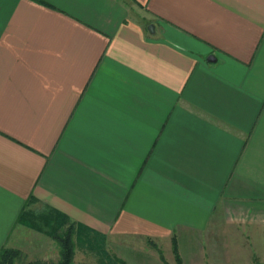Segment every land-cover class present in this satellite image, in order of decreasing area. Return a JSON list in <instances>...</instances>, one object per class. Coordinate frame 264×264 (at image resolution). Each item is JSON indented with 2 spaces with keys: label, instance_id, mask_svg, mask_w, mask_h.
I'll return each instance as SVG.
<instances>
[{
  "label": "crops",
  "instance_id": "obj_1",
  "mask_svg": "<svg viewBox=\"0 0 264 264\" xmlns=\"http://www.w3.org/2000/svg\"><path fill=\"white\" fill-rule=\"evenodd\" d=\"M38 206L89 235L72 264L258 251L264 0H0V248Z\"/></svg>",
  "mask_w": 264,
  "mask_h": 264
},
{
  "label": "trees",
  "instance_id": "obj_2",
  "mask_svg": "<svg viewBox=\"0 0 264 264\" xmlns=\"http://www.w3.org/2000/svg\"><path fill=\"white\" fill-rule=\"evenodd\" d=\"M17 223L37 232L45 233L55 241L59 248V259L57 264H71L73 246L77 243H84L90 239L89 235L84 234L83 231H81L80 225L69 221L65 215L55 210L49 209L40 213L22 210L18 215ZM171 250L176 264H180L174 239L171 241ZM17 256V249L9 247L0 248V264H13ZM25 264L50 263L40 260H32L27 261Z\"/></svg>",
  "mask_w": 264,
  "mask_h": 264
},
{
  "label": "rangeland",
  "instance_id": "obj_3",
  "mask_svg": "<svg viewBox=\"0 0 264 264\" xmlns=\"http://www.w3.org/2000/svg\"><path fill=\"white\" fill-rule=\"evenodd\" d=\"M43 207L42 206H38L35 207L32 212L33 213H40L43 212ZM39 232V234H35V236L31 237V240L34 242V246L33 248H29L27 246H24L21 244V242H18L17 246L14 247L13 249H17L18 250V256L16 257V259L14 260L13 264H25L27 261H32V260H40V261H44V262H48L50 264H57V261L59 259V251L58 253L55 252L52 247L50 245H45V242L48 243H55L54 240H52L47 234ZM95 241V243L93 244H89L86 246L87 248V252H85V254H87L92 260H90L89 262H91L92 264H94V260L97 262V264H125V262L117 256V254L115 252H110L109 253V257L107 259H103V257H101V255H105L106 256V252L104 251V241H101L100 239L96 240V239H92V241ZM54 245V244H53ZM56 247L57 244L55 243ZM80 244H78L79 246ZM75 247V245L73 246V248ZM100 247V248H99ZM257 247L259 249H257L258 251H248V252H244V253H237L238 254V258L240 260H238L235 264H241V261H244L245 259H247V262H242L243 264H264V241L260 243V245H257ZM44 248V251H42V249ZM252 248V245H251ZM38 249V250H37ZM59 249V248H58ZM172 252V250H171ZM178 254V253H177ZM173 256V263L172 264H176L175 259H174V255L172 253ZM161 260L163 261L164 264H169L168 262H165V260L163 259L162 255H160ZM179 257V255H178ZM58 258V259H57ZM179 261L181 264V260L179 257ZM222 262L225 264L226 260H222ZM72 264V261H71ZM78 264V263H77ZM228 264H232V262L228 263Z\"/></svg>",
  "mask_w": 264,
  "mask_h": 264
},
{
  "label": "water",
  "instance_id": "obj_4",
  "mask_svg": "<svg viewBox=\"0 0 264 264\" xmlns=\"http://www.w3.org/2000/svg\"><path fill=\"white\" fill-rule=\"evenodd\" d=\"M206 59H207L208 61H209V60H210V61H211V60H214L213 57H207Z\"/></svg>",
  "mask_w": 264,
  "mask_h": 264
}]
</instances>
